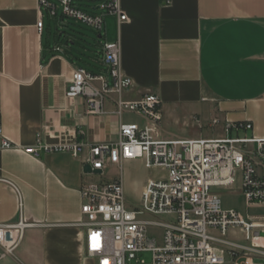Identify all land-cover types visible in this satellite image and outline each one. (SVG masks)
Here are the masks:
<instances>
[{"label":"crops","instance_id":"0c3cea01","mask_svg":"<svg viewBox=\"0 0 264 264\" xmlns=\"http://www.w3.org/2000/svg\"><path fill=\"white\" fill-rule=\"evenodd\" d=\"M120 2L127 20L118 25L115 17H106L97 38L120 43L123 73L134 84L123 98L155 94L161 101V123L192 122L186 138L164 125L155 131L158 139L222 137L226 122L250 123L252 129L239 136L264 139V0ZM38 12L37 0H0L1 123L3 137L15 146L0 150V224L22 218L33 225L24 231L15 257L0 264H80V190L94 183L92 176L105 183L115 175L84 174L85 165L69 154L33 157L22 149L37 137L47 145L80 143L85 148L113 142L119 122L114 116L86 115L83 98L65 97L72 71L82 67L70 47L79 38L70 35L65 46L56 39L51 43L52 23L59 37L66 23L46 14L38 35ZM82 68L105 73L100 58L91 70ZM106 109H114L113 99ZM133 116L124 114L121 120L143 123ZM213 120L218 124L211 126ZM205 125L219 132H204ZM145 183H139L140 193Z\"/></svg>","mask_w":264,"mask_h":264},{"label":"built area","instance_id":"2783aa9c","mask_svg":"<svg viewBox=\"0 0 264 264\" xmlns=\"http://www.w3.org/2000/svg\"><path fill=\"white\" fill-rule=\"evenodd\" d=\"M161 2L168 5L171 0ZM37 3L38 35L43 30L44 14L73 20L99 36L106 17H115L118 25L127 20L120 0ZM98 45L105 73L75 68L65 97L83 98L86 115L116 117V141L85 148L80 143L47 145L37 137L34 145L22 149L33 157L69 154L101 175L110 167L116 170L111 182L88 183L80 190L83 219L78 226L84 241L80 264H264V217L223 210L220 198L211 192L212 188H231L238 181L245 205L264 208V139L239 136L252 129L247 122L224 123L222 137L158 139L155 131L162 121L159 97L144 94L137 100H125L123 95L134 84L123 73L120 43L99 41ZM109 99H113L112 111L106 109ZM124 114L135 115L143 123L122 122ZM217 124L213 120L211 126ZM14 148L3 137L0 108V150ZM129 161H141L148 170L165 172L164 178L146 181L136 208L127 205L124 195L123 169ZM160 217L168 220L156 219ZM31 226L22 218L0 224V262L15 257L24 231ZM143 253H150V262L137 259Z\"/></svg>","mask_w":264,"mask_h":264},{"label":"rangeland","instance_id":"374dc122","mask_svg":"<svg viewBox=\"0 0 264 264\" xmlns=\"http://www.w3.org/2000/svg\"><path fill=\"white\" fill-rule=\"evenodd\" d=\"M88 11V9H85ZM66 25L63 27L60 32L63 34L59 37L55 30V25L52 23V35H51V43L54 42L56 39L60 42L61 45H69L70 39L68 37L74 36L78 37L79 41L76 42L74 46H70L73 48L72 55L76 58L78 64L82 67L87 69H92V65L94 60L96 61L97 58H100L99 54V45H98V38L97 33L89 27H86L82 24H79L73 20L64 19ZM57 37V38H56ZM46 38V36H45ZM132 115V114H130ZM132 120L138 121L136 116L132 117ZM192 122H189L187 126L183 119H171L169 122L163 120L161 126L167 125L170 132L176 134L179 137L186 138L188 136L189 126ZM204 132L209 134L218 133L217 127L214 129L209 128L205 125ZM207 138V137H204ZM107 176L112 178L116 170L113 167H110L107 171ZM165 172L158 169H146L142 163H135L132 166L124 165L123 169V183H124V195L127 205L130 208L139 207V197L140 191H138V185L140 182H146L148 179H159L164 178ZM91 179L94 183L99 182L100 178L96 176H92ZM101 181V180H100ZM239 183L238 181L236 184L231 188H212L211 192L216 194L221 201V208L223 210L233 209L239 212L242 216H252L255 218L264 217V208H256V207H247L245 205L244 199L240 194L239 190ZM159 221H167V217H160L156 218ZM152 233L159 232L157 229H150ZM237 241H241V238H237ZM138 260H144L146 262H150L151 255L150 253H143L137 256Z\"/></svg>","mask_w":264,"mask_h":264},{"label":"water","instance_id":"95a60500","mask_svg":"<svg viewBox=\"0 0 264 264\" xmlns=\"http://www.w3.org/2000/svg\"><path fill=\"white\" fill-rule=\"evenodd\" d=\"M83 173L84 174L96 175V174H99L100 171H98V170H92L90 165H85L83 167Z\"/></svg>","mask_w":264,"mask_h":264},{"label":"trees","instance_id":"16d2710c","mask_svg":"<svg viewBox=\"0 0 264 264\" xmlns=\"http://www.w3.org/2000/svg\"><path fill=\"white\" fill-rule=\"evenodd\" d=\"M91 72V71H90ZM92 73H94V72H92Z\"/></svg>","mask_w":264,"mask_h":264}]
</instances>
